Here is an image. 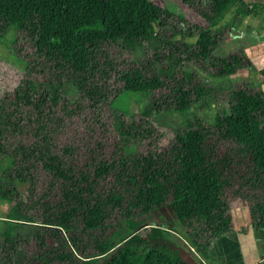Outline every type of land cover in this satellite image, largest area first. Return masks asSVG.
<instances>
[{"label":"trees","instance_id":"obj_1","mask_svg":"<svg viewBox=\"0 0 264 264\" xmlns=\"http://www.w3.org/2000/svg\"><path fill=\"white\" fill-rule=\"evenodd\" d=\"M208 4L197 12L190 6L201 22L180 26L197 37L188 43L160 37L171 13L154 0H0V41L16 36V86L52 107L26 113L0 145V198L9 206L0 222V264H190L172 232L143 225L168 203L212 263L214 243L235 232L228 193L239 196L241 180L230 183L238 175L251 225L264 238V92L230 82L247 67L241 54L217 53L229 31L263 5ZM233 9L232 21L217 27ZM252 34L264 42V27ZM80 36L143 53L137 62L107 60L67 73ZM127 94L147 102L124 110ZM19 102L0 82V126ZM212 105L210 123L191 113ZM172 114L186 120L163 146L162 120ZM23 223H38L37 231L26 235Z\"/></svg>","mask_w":264,"mask_h":264},{"label":"rangeland","instance_id":"obj_2","mask_svg":"<svg viewBox=\"0 0 264 264\" xmlns=\"http://www.w3.org/2000/svg\"><path fill=\"white\" fill-rule=\"evenodd\" d=\"M154 1L161 7L168 9V11L171 13V19L167 20L166 27L160 33L161 38H166L167 40L171 41L184 40L188 43H192L197 39V37H188L186 31L184 32V34L181 33L179 31V28L180 26H185L188 28L190 24H199L201 20L198 19L192 13L190 6H192V10L194 12H197L201 9L200 6H202V8H206L209 6L208 0H194L196 2L195 5L192 4V0H188V3L186 2L187 0ZM231 12L227 14L224 19L217 24V27L222 28V26H224L226 23L232 21L234 14L232 15ZM244 21V23L242 22V24L235 25V28L232 29L234 31L233 33L230 32L231 30L229 31L227 43L217 50V53L219 55L229 57L230 55L235 53L236 49H238L239 46L242 45L243 41L251 40V34H249L250 36L248 37V33L244 34L243 32L248 29V24L250 23H248L246 20ZM173 24L176 25V29L174 31L172 29ZM232 34H235L236 37H232ZM243 36H245V40ZM14 37L16 38L15 33H9L2 41H0V82L4 83L5 86H8L10 90H13L20 97V102L11 114V116L5 122V125L2 124L0 126V145L4 141V139L10 134V132L15 128V126L22 120L26 113L34 111L43 113L45 111L51 110L52 108L50 105L41 104L35 97L27 93L22 88L16 86L17 82L20 79V76L16 73V70L14 68V66H17V61L15 60L12 54L11 48V44L15 39ZM77 40L79 41L81 46L80 55L71 64L66 66L65 72L67 73L74 71H86L92 67H100L103 66L107 60L116 66H121L129 60H134L137 62L140 60L143 53L142 49L138 48L134 53L128 54L126 50L123 49L120 45L108 44L104 42L102 37L100 36H80L77 38ZM252 76L254 77H252L251 79L250 77H243L241 75L231 76L229 78L230 82H233L234 85L243 87L246 84L250 85V83H254L261 80L259 77L260 74L257 72L252 73ZM204 78L215 81L225 80V78L214 79L212 77H207L206 75H204ZM218 93L222 94L221 91H218ZM146 102V97L142 95L127 94L126 97L122 98V101L119 104L122 109L127 111H133L138 107L143 106ZM216 111L217 108L215 107V105H212L211 107L206 108L204 110H201L199 106H194L191 110V113H195L205 117L206 122L210 123L212 122ZM185 120L186 116L179 114L169 115L162 120L164 125L163 127L166 130V135L162 141L163 146H167L168 144L173 142L174 132L184 127ZM112 142L114 141L112 140ZM221 152L222 149L220 148L219 153L221 154ZM242 168L243 167H241L240 169L242 170ZM235 181H240L241 184L239 185ZM230 183L231 185L233 184L234 187L239 185V196L233 198L232 193H228V196L230 194L229 197H231L229 201V206L231 217L233 219L234 230H236L237 232L244 231L246 229V226L251 229L252 227L250 226L251 223L248 209L249 203L244 196L245 192L244 188L242 187V179H240V176L238 175V177L230 180ZM18 187L21 191L25 190L26 188V186L22 184H18ZM8 208L9 206L6 203L2 202L0 198V222L4 220V217L8 212ZM150 220L151 223H149V220H146L144 222V224H146L144 227L155 226L152 224H157L161 227L173 228V225H176V223L179 222L177 217L173 213L169 203L167 204V206L154 211L150 217ZM37 225L38 223L24 224L23 232L28 236H32L33 233L37 231ZM172 234L175 238L176 243L178 241V247L180 246L182 248L183 244L181 243L180 238L175 237L173 232ZM261 238L262 240H264L263 236H261ZM261 248H263L261 250L264 253V245Z\"/></svg>","mask_w":264,"mask_h":264},{"label":"crops","instance_id":"obj_3","mask_svg":"<svg viewBox=\"0 0 264 264\" xmlns=\"http://www.w3.org/2000/svg\"><path fill=\"white\" fill-rule=\"evenodd\" d=\"M244 1L249 3V7L252 9L254 6L263 5V7H256L258 15L251 14L242 19L240 24H242L244 20L250 23L248 24V29L243 32L244 34L248 33V37L250 36L249 34H251V40L247 41L245 40V36H243L245 41H243L242 45L235 51V53L241 54L248 61L247 67L240 69L236 75L250 77L251 79L254 77L252 73H259L258 69H264V42L257 43L254 34H252L257 28L264 27V0ZM231 11L233 15L235 10L233 9ZM230 32L233 33L234 31L231 30ZM260 36L262 37L263 35L261 34L258 37ZM232 37H236V35L232 34ZM259 77L261 80L254 82V84H258L260 89L262 88L264 92V76L260 75ZM143 225L145 226V224ZM173 226V228H165L173 232L175 237L180 238L183 244L182 248L179 246L180 253L185 261L190 264H258L264 260V253L261 250L263 249L261 247L264 245V240L257 236L251 224V229L246 226L244 231L237 232L235 230L234 233L228 234L215 242L210 250V254L215 258V261L212 263H207L200 257L187 236L186 231L179 222Z\"/></svg>","mask_w":264,"mask_h":264}]
</instances>
